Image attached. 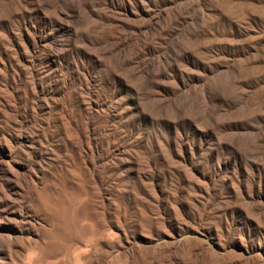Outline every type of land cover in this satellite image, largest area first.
<instances>
[{
    "label": "rangeland",
    "instance_id": "374dc122",
    "mask_svg": "<svg viewBox=\"0 0 264 264\" xmlns=\"http://www.w3.org/2000/svg\"><path fill=\"white\" fill-rule=\"evenodd\" d=\"M32 2L0 0V264H264V0Z\"/></svg>",
    "mask_w": 264,
    "mask_h": 264
},
{
    "label": "bare ground",
    "instance_id": "6f19581e",
    "mask_svg": "<svg viewBox=\"0 0 264 264\" xmlns=\"http://www.w3.org/2000/svg\"><path fill=\"white\" fill-rule=\"evenodd\" d=\"M53 1L55 2V1H57V0H33V2L32 1H30L29 2V0H20V11H22V13L23 14H25L26 16H28V14H27V11L30 9V10H32L31 8H28V5H30L31 4V2L32 3H34V5H35V7L33 8L34 10L36 9V10H40V8H42V6H45V5H48L49 3H53ZM30 7V6H29ZM28 8V9H27ZM29 13V12H28ZM31 13V12H30ZM34 13V12H33ZM25 16V17H26ZM35 17V16H34ZM42 17V16H41ZM1 18H2V16H1ZM28 18H30V17H28ZM27 18V19H28ZM38 18V17H37ZM27 19L25 18L24 20H23V23H22V26H23V29L25 30V32H26V34H29V33H31V32H33V33H31V34H29V35H32L33 36V38L35 37V35H37L36 33V29L37 28H39L38 27V23H37V25H35V24H33L32 22H29V20L27 21ZM34 19V18H33ZM42 20H43V22L45 21V22H47L49 25H51L53 22H54V20L53 19H51V18H48V17H46V16H43L42 18H41ZM40 19V20H41ZM2 20H3V18H2ZM41 20V21H42ZM67 20V19H66ZM65 20V21H66ZM69 20V19H68ZM0 21H1V19H0ZM33 21V20H32ZM57 21V20H56ZM61 22H63V20L61 21ZM66 22H64V24H65ZM69 23H70V20H69ZM68 22H67V26H69L70 28H71V32H74V28H72V27H74V26H72V24H73V22H72V24H69ZM41 24V23H40ZM54 24H56V23H54ZM53 24V25H54ZM63 24V23H62ZM45 25H46V23H45ZM52 26V25H51ZM61 26V25H60ZM72 26V27H71ZM44 28V27H43ZM40 29H41V27H40ZM39 31V30H38ZM40 32H42L43 34H41L42 36H40L43 40L45 39V38H48L49 37V35L51 34H49L48 32L46 33V31H44V30H40ZM39 32V33H40ZM39 35V34H38ZM39 37V38H40ZM35 39H36V37H35ZM32 40V39H31ZM34 40V39H33ZM0 41H2V40H0ZM54 47V48H53ZM55 47H58V46H55V45H53L52 44V49H54V50H56V48ZM54 50H52V51H54ZM55 52V51H54ZM143 67V66H142ZM141 67V68H142ZM140 68V69H141ZM147 72V71H146ZM149 72V71H148ZM147 72V73H148ZM150 74V73H149ZM152 75V74H151ZM58 246L59 245H57L56 243H54V242H50V243H48V244H46L41 250H42V252L43 253H45V254H50V253H52V252H55V251H57L58 250Z\"/></svg>",
    "mask_w": 264,
    "mask_h": 264
}]
</instances>
